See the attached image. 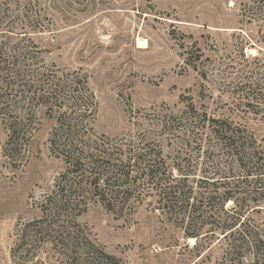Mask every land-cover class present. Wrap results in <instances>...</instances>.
I'll return each mask as SVG.
<instances>
[{
	"label": "rangeland",
	"instance_id": "rangeland-1",
	"mask_svg": "<svg viewBox=\"0 0 264 264\" xmlns=\"http://www.w3.org/2000/svg\"><path fill=\"white\" fill-rule=\"evenodd\" d=\"M42 68L87 79L90 140L106 159L157 162L182 190L171 210L144 175L128 200L109 198L122 209L91 197L77 221L98 247L92 264L101 250L110 264H264V207L250 213L257 246L232 249L234 229L223 238L233 204L222 226L216 171L227 150L213 132L232 122L264 148V0H0V264H71L38 227L66 170L52 148L57 116L26 98ZM20 115L12 141L8 120Z\"/></svg>",
	"mask_w": 264,
	"mask_h": 264
},
{
	"label": "trees",
	"instance_id": "trees-1",
	"mask_svg": "<svg viewBox=\"0 0 264 264\" xmlns=\"http://www.w3.org/2000/svg\"><path fill=\"white\" fill-rule=\"evenodd\" d=\"M42 70L35 74L38 83L33 96L26 98L37 99V104L44 106L50 115L57 116L58 125L52 135V148L65 162L66 170L58 178L52 197L45 202L46 219L38 227L48 234L46 242L62 243L64 253L71 254V264H92L88 254H93L98 247L88 231L77 221L91 197L100 199L110 211L122 209L124 205L120 206L109 198L126 196L128 200L132 196L130 192L134 189L133 184L144 175L149 182H156L160 194L172 203L165 206L171 210L176 204L184 202L182 190L180 183H173L177 178L173 177V170L161 171L157 162L145 163L141 168H135L130 162L113 163L111 158L106 159L105 156L113 153L107 149L101 151L90 140L94 134L87 119L95 114L96 101L87 79L79 74L61 76L56 69ZM19 73L18 70L17 75ZM12 74H15L14 70ZM24 119L26 116L20 115L8 120L10 140L20 138L26 125L22 123ZM213 132L222 144L220 148L227 150L224 160L228 167L220 169V162L216 171L219 175L217 181L221 185L226 184L223 194H217L218 199H221L217 217L222 226L227 222L222 217L224 205L228 201L233 204L230 210H226L229 213V226L227 229L222 227V234H225L223 238L231 239V232L236 230L240 237L234 238V244L230 242L232 249L242 248L246 243L249 248L257 246L254 242L259 232L250 221V213L264 207V148L248 130L232 122L214 121ZM144 152L140 153L142 158L150 155L148 149ZM164 175H169L168 182H165ZM219 190L221 191V187L216 191ZM228 230L232 231L226 234ZM188 235L199 236L194 232ZM236 239L243 241L237 244ZM99 252L101 255L96 264H110L115 260L103 250Z\"/></svg>",
	"mask_w": 264,
	"mask_h": 264
},
{
	"label": "bare ground",
	"instance_id": "bare-ground-1",
	"mask_svg": "<svg viewBox=\"0 0 264 264\" xmlns=\"http://www.w3.org/2000/svg\"><path fill=\"white\" fill-rule=\"evenodd\" d=\"M143 41V40H142ZM140 43H142V42H140ZM144 43V42H143Z\"/></svg>",
	"mask_w": 264,
	"mask_h": 264
}]
</instances>
